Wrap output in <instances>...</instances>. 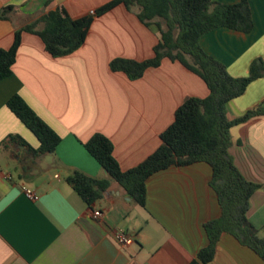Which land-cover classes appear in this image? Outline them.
<instances>
[{
  "label": "crops",
  "instance_id": "0c3cea01",
  "mask_svg": "<svg viewBox=\"0 0 264 264\" xmlns=\"http://www.w3.org/2000/svg\"><path fill=\"white\" fill-rule=\"evenodd\" d=\"M110 1L0 0V9L15 7L7 20L0 19V49L10 48L15 30L50 11L63 8L71 19H78ZM245 1L253 25L250 32L219 27L200 39L202 50L233 78L248 76L256 59L264 63V0ZM91 16L83 45L63 57H51L37 35L23 32L12 73L0 81V142L18 135L33 149L39 147L37 138L6 106L13 95L60 137L54 153L37 159L25 147L15 146L16 163L24 155L32 165L22 166V174L7 160L17 155L0 147V264H189L208 244L204 223L220 216L208 164L170 166L152 174L145 185L144 207L112 182L89 208L65 181L73 171L107 178L83 146L94 134L111 141L120 169L129 170L158 148L160 134L186 98L209 93L200 77L168 58L136 80L110 70L114 59H152L160 33L122 4ZM262 102L264 76L227 104L226 115L237 118ZM229 133L236 168L247 181L264 183V117L235 125ZM23 188L38 198L28 199ZM94 211L101 217L93 218ZM247 218L264 237V190L252 194ZM117 231L132 241L119 245ZM207 264L264 262L231 235L222 234Z\"/></svg>",
  "mask_w": 264,
  "mask_h": 264
},
{
  "label": "trees",
  "instance_id": "16d2710c",
  "mask_svg": "<svg viewBox=\"0 0 264 264\" xmlns=\"http://www.w3.org/2000/svg\"><path fill=\"white\" fill-rule=\"evenodd\" d=\"M119 4L134 11L145 26L156 25L160 41L153 49L152 59L142 62L114 59L109 64L110 70L136 80L147 68L157 67L163 58H168L200 77L209 93L205 98H186L175 110L173 122L160 134L158 148L129 170L120 169L113 156L111 141L102 134H94L83 146L107 178L97 179L73 171L66 177V183L89 208L102 198L112 182L137 205L144 207L145 185L152 174L170 166L204 162L212 171L209 186L216 195L220 216L204 223L208 244L189 264L210 262L222 234L231 235L264 262V237L258 236L247 218L250 198L257 190H264V183L247 181L229 153L230 129L264 117V102L237 118L230 120L226 115L227 104L242 95L249 83L264 76V63L256 59L250 65L248 76L233 78L222 63L206 54L200 46L201 37L219 27L250 32L253 25L246 1L222 5L213 0H112L98 8L94 15H102ZM14 10L12 5L2 7L0 19L7 20ZM91 22V15L71 19L63 8H57L15 30L10 48L0 49V81L12 73L23 32L37 35L45 51L57 58L69 55L83 45ZM6 106L37 138L39 147L33 149L18 135H8L0 142V147L23 146L34 159L54 153L60 137L19 95L11 96Z\"/></svg>",
  "mask_w": 264,
  "mask_h": 264
},
{
  "label": "built area",
  "instance_id": "2783aa9c",
  "mask_svg": "<svg viewBox=\"0 0 264 264\" xmlns=\"http://www.w3.org/2000/svg\"><path fill=\"white\" fill-rule=\"evenodd\" d=\"M90 15H94V12L91 11ZM23 193L30 200H36L38 198V196L32 190H30L28 188H23ZM92 216H93V218H100L101 213L99 211H94L92 213ZM114 238H115V241L119 245H127L132 241V238L122 231L115 232Z\"/></svg>",
  "mask_w": 264,
  "mask_h": 264
},
{
  "label": "rangeland",
  "instance_id": "374dc122",
  "mask_svg": "<svg viewBox=\"0 0 264 264\" xmlns=\"http://www.w3.org/2000/svg\"><path fill=\"white\" fill-rule=\"evenodd\" d=\"M10 153L12 154V155H17L14 159H12V158H8L7 160L10 162V164H11V167L16 163V161H17V158L19 157V151H17L16 149H15V147L13 148V147H11V151H10ZM25 158H24V155L23 156H21V158H20V160H19V162H17L16 163V165H15V167H16V171L18 172V173H20V174H22V170H21V167L22 166H24L25 168H27V167H29V166H32L28 161V163L27 162H25ZM36 177H34V182H36Z\"/></svg>",
  "mask_w": 264,
  "mask_h": 264
}]
</instances>
